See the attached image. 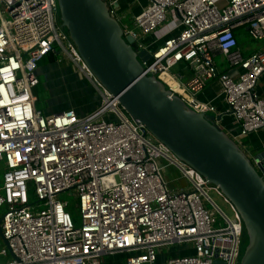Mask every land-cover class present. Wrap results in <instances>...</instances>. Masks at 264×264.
Masks as SVG:
<instances>
[{
	"label": "built area",
	"instance_id": "2783aa9c",
	"mask_svg": "<svg viewBox=\"0 0 264 264\" xmlns=\"http://www.w3.org/2000/svg\"><path fill=\"white\" fill-rule=\"evenodd\" d=\"M106 2L136 51L151 52L144 74L168 73L179 91L162 81L196 112L233 116L240 130L232 137L240 145L264 129V98L257 91L264 74V0H149L130 21L120 18L117 0ZM167 22L177 32L154 47L148 37ZM238 27L262 46L245 55ZM51 54L59 64L70 60L99 91V106L86 114L38 109L39 63ZM216 55L224 56L228 71H219ZM181 63L193 73L187 82L172 72ZM214 79L226 101L219 112L198 97ZM170 166L189 188L168 186L162 169ZM0 168L8 241L0 257L15 256L3 264H101L118 254L126 255V264H240L245 228L235 205L134 120L94 75L62 24L58 0H0ZM65 192L78 199L80 225L60 198ZM175 244L191 253L161 261Z\"/></svg>",
	"mask_w": 264,
	"mask_h": 264
},
{
	"label": "water",
	"instance_id": "95a60500",
	"mask_svg": "<svg viewBox=\"0 0 264 264\" xmlns=\"http://www.w3.org/2000/svg\"><path fill=\"white\" fill-rule=\"evenodd\" d=\"M58 5L84 61L127 113L235 205L249 239L240 264H264V152L255 163L221 126V113L196 112L161 78L144 74L142 62L151 52L136 51L106 0H58Z\"/></svg>",
	"mask_w": 264,
	"mask_h": 264
},
{
	"label": "rangeland",
	"instance_id": "374dc122",
	"mask_svg": "<svg viewBox=\"0 0 264 264\" xmlns=\"http://www.w3.org/2000/svg\"><path fill=\"white\" fill-rule=\"evenodd\" d=\"M221 1V0H218ZM223 5V4H222ZM170 23V22H169ZM173 25L172 23H170ZM169 25V24H168ZM225 60V59H224ZM226 62V60H225ZM227 63V62H226ZM228 65V64H227ZM179 66V65H178ZM172 72L174 73V69ZM63 70H66V76H63ZM69 71V72H68ZM50 80L47 82L45 77L42 79V86L39 88V94L37 95V107L39 110L44 112V114H50L57 111H61L67 107H72L76 104H80L83 107L88 108V104H91V108H96L101 103V97L99 91L88 81H82V76L78 73L77 69L74 67V64L70 60H66L65 62L59 64L58 66L53 67L50 70ZM64 77V78H63ZM69 77L70 80L64 79ZM76 81L80 83V85L75 84ZM238 126V125H237ZM240 130V128H239ZM160 166H163V163L160 161ZM0 172L2 173V169L0 168ZM181 171L173 168V167H165L162 169V175L164 180L167 182L168 186L172 189H187L190 186L189 180L184 178L181 174ZM2 181V179H1ZM211 197L216 201V203L230 216H232L233 211L230 208V205L224 200V198L218 195L215 191L210 192ZM60 198L63 201L69 202L68 210L72 214L74 220L77 225L81 224V214L78 206V199L76 196L70 192H65L60 195ZM35 196H33V200L35 201ZM3 213V210L0 212V218ZM245 242L242 246L243 254L245 248L248 245L249 239L246 234ZM0 245L3 247L5 242L3 241L0 235ZM187 245H179L175 244L171 247H167L164 249L163 253L159 255V259L161 261L165 260L169 257V255L177 254L178 252L183 253L182 255H186L191 253L189 249H187ZM243 256V255H242ZM112 257L116 260H121L122 263L126 260L125 254L112 255L108 258ZM12 259V256L9 255L7 257H0V264L6 263Z\"/></svg>",
	"mask_w": 264,
	"mask_h": 264
},
{
	"label": "crops",
	"instance_id": "0c3cea01",
	"mask_svg": "<svg viewBox=\"0 0 264 264\" xmlns=\"http://www.w3.org/2000/svg\"><path fill=\"white\" fill-rule=\"evenodd\" d=\"M117 1H118V5L116 6L118 8V14L120 15V18L124 19L125 21L132 20L133 17L137 15L149 2V0H117ZM173 14L174 13H172V15ZM170 27H171L170 23L167 22L166 25H164L162 28H160L154 34L148 37V40H151L154 43V47L162 44L164 40L167 39L168 36H171L177 32V31L171 32L172 29ZM235 32L239 39V45L245 55H250L251 53L258 50L262 46L261 42L255 41L250 37L248 29L246 27H238L235 29ZM215 60L218 64L219 71L221 72L228 71L229 68H228L227 63L224 60V56L216 55ZM52 68L53 66L51 65L40 66L39 76L40 77L44 76L48 82L51 79L50 70ZM174 73L180 75L181 80L184 82H187L188 80H190L193 74L192 70L185 63L179 64V66L174 69ZM66 74H67L66 70H63L62 75L66 76ZM66 80H70V78L66 77L64 79V82ZM75 84L76 86L80 85V83L78 82V80L76 81V79H75ZM257 91L259 95L264 98V74L259 79V82L257 85ZM198 97L203 102L213 103L216 106L218 112L223 111L226 108V101L224 98L222 86L217 79L212 80L208 84V86L201 93H199ZM76 101L77 100H75V103H74L75 105H73L71 108L76 109L79 112V114H86L93 109L91 108L90 103H87L89 107L86 108V107H83L81 103L76 104ZM216 113H212V114H216ZM237 125L238 123L235 121L234 117L229 114L225 115L223 117V121L221 122V126L231 136H235L239 132V126ZM245 142H248V143H245ZM240 143L243 146V149L246 151V153L252 159H254L255 163H257L255 160V156L262 154L264 152V129H259L255 132H252L250 135L243 137ZM257 168L260 169L258 166ZM180 174L182 175V173ZM172 189L181 190L184 188H181V189L172 188ZM108 257L109 256H105L102 259L101 264H126V260L124 263H122L121 260H116V259H113L112 257L110 258Z\"/></svg>",
	"mask_w": 264,
	"mask_h": 264
},
{
	"label": "trees",
	"instance_id": "16d2710c",
	"mask_svg": "<svg viewBox=\"0 0 264 264\" xmlns=\"http://www.w3.org/2000/svg\"><path fill=\"white\" fill-rule=\"evenodd\" d=\"M39 65L40 66H42V65H51V66H53V67H55V66H58L59 65V63L57 62V56L56 55H54V54H51V55H49L48 57H46L45 59H43L40 63H39ZM42 76L40 77V83H39V85L37 86V88H36V90H35V93H36V95H38L39 94V88H40V86H42ZM86 79L84 78V77H82V81H85ZM87 81V80H86ZM167 88H169L168 86H167ZM68 108H71V107H67V108H65V109H68ZM76 110V109H75ZM77 111V110H76ZM78 112V111H77ZM79 113V112H78ZM245 143H248V142H245ZM242 148H243V146L242 145H240ZM245 236H246V231H245ZM245 239H246V237H245Z\"/></svg>",
	"mask_w": 264,
	"mask_h": 264
},
{
	"label": "bare ground",
	"instance_id": "6f19581e",
	"mask_svg": "<svg viewBox=\"0 0 264 264\" xmlns=\"http://www.w3.org/2000/svg\"><path fill=\"white\" fill-rule=\"evenodd\" d=\"M161 78L174 90L179 91L178 83L168 73H163Z\"/></svg>",
	"mask_w": 264,
	"mask_h": 264
}]
</instances>
